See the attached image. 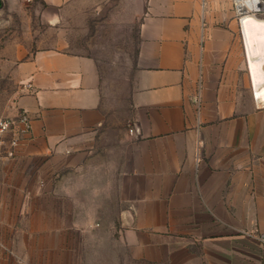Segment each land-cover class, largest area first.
<instances>
[{"label": "crops", "instance_id": "0c3cea01", "mask_svg": "<svg viewBox=\"0 0 264 264\" xmlns=\"http://www.w3.org/2000/svg\"><path fill=\"white\" fill-rule=\"evenodd\" d=\"M107 1L42 0L73 13ZM134 2L129 125L94 56L31 29L0 49L31 118L0 167L1 238L21 253L6 264H263L264 107L231 1Z\"/></svg>", "mask_w": 264, "mask_h": 264}, {"label": "rangeland", "instance_id": "374dc122", "mask_svg": "<svg viewBox=\"0 0 264 264\" xmlns=\"http://www.w3.org/2000/svg\"><path fill=\"white\" fill-rule=\"evenodd\" d=\"M225 11L239 29V16L232 5ZM138 24L134 0H109L75 13L56 10L42 0H0V49L19 37L26 40L23 34L31 29L42 45H46L47 35L53 36L56 47L94 56L102 76L103 94L115 110L113 117L119 122L126 117L129 125L128 101L139 41ZM23 87L15 79L0 75V115L17 113ZM6 254L16 262L21 253L14 246L4 245L0 230V264H6Z\"/></svg>", "mask_w": 264, "mask_h": 264}, {"label": "built area", "instance_id": "2783aa9c", "mask_svg": "<svg viewBox=\"0 0 264 264\" xmlns=\"http://www.w3.org/2000/svg\"><path fill=\"white\" fill-rule=\"evenodd\" d=\"M231 5L237 16L241 13H250L264 18V0H251L249 4L246 0H231ZM202 25L204 23L202 22ZM204 39L202 34L201 40ZM202 80L198 78L196 91L192 98V103L197 112L202 106ZM252 96L257 107H264V98L260 95V90L254 86L251 79ZM131 131V130H130ZM31 139V118L23 109H19L13 115H0V167L9 160L15 159L24 143ZM255 222V221H254ZM262 246V260L264 264V231L256 235Z\"/></svg>", "mask_w": 264, "mask_h": 264}, {"label": "bare ground", "instance_id": "6f19581e", "mask_svg": "<svg viewBox=\"0 0 264 264\" xmlns=\"http://www.w3.org/2000/svg\"><path fill=\"white\" fill-rule=\"evenodd\" d=\"M249 4L251 0H246ZM254 86L264 98V18L241 13L239 19Z\"/></svg>", "mask_w": 264, "mask_h": 264}]
</instances>
